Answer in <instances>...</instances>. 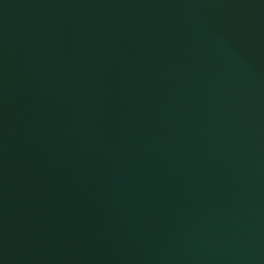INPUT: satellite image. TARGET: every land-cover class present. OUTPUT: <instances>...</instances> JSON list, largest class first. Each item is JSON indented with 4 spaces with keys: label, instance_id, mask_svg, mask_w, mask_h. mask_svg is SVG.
<instances>
[{
    "label": "water",
    "instance_id": "water-1",
    "mask_svg": "<svg viewBox=\"0 0 264 264\" xmlns=\"http://www.w3.org/2000/svg\"><path fill=\"white\" fill-rule=\"evenodd\" d=\"M0 264H264V0H0Z\"/></svg>",
    "mask_w": 264,
    "mask_h": 264
}]
</instances>
